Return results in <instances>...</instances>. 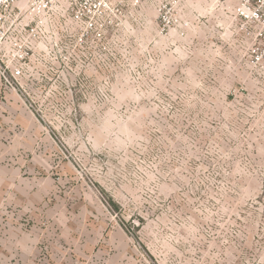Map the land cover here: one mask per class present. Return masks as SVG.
<instances>
[{
	"label": "rangeland",
	"instance_id": "rangeland-1",
	"mask_svg": "<svg viewBox=\"0 0 264 264\" xmlns=\"http://www.w3.org/2000/svg\"><path fill=\"white\" fill-rule=\"evenodd\" d=\"M141 22L87 85L37 102L36 147L52 200L75 216L76 252L85 264H264V70L209 14L182 39L160 34L157 0Z\"/></svg>",
	"mask_w": 264,
	"mask_h": 264
},
{
	"label": "built area",
	"instance_id": "built-area-1",
	"mask_svg": "<svg viewBox=\"0 0 264 264\" xmlns=\"http://www.w3.org/2000/svg\"><path fill=\"white\" fill-rule=\"evenodd\" d=\"M144 1L0 0L3 91L42 122L38 99L73 95L87 85L92 72L106 67L111 43L144 25ZM204 10L217 37L237 43L243 58L264 70V0H157L160 34L187 37Z\"/></svg>",
	"mask_w": 264,
	"mask_h": 264
},
{
	"label": "crops",
	"instance_id": "crops-1",
	"mask_svg": "<svg viewBox=\"0 0 264 264\" xmlns=\"http://www.w3.org/2000/svg\"><path fill=\"white\" fill-rule=\"evenodd\" d=\"M41 126L0 81V264H85L70 238L74 214L52 200L58 185L36 147Z\"/></svg>",
	"mask_w": 264,
	"mask_h": 264
}]
</instances>
